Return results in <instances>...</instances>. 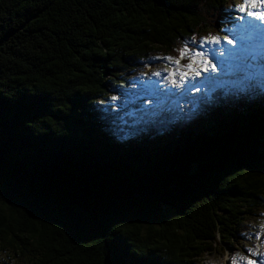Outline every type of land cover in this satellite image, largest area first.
<instances>
[{
	"label": "trees",
	"instance_id": "obj_1",
	"mask_svg": "<svg viewBox=\"0 0 264 264\" xmlns=\"http://www.w3.org/2000/svg\"><path fill=\"white\" fill-rule=\"evenodd\" d=\"M232 1L0 0V264H106L113 219L129 251L201 264L264 217V93L128 106L150 58L227 34ZM40 91L51 131L29 134L8 102Z\"/></svg>",
	"mask_w": 264,
	"mask_h": 264
},
{
	"label": "snow or ice",
	"instance_id": "obj_2",
	"mask_svg": "<svg viewBox=\"0 0 264 264\" xmlns=\"http://www.w3.org/2000/svg\"><path fill=\"white\" fill-rule=\"evenodd\" d=\"M215 23L219 31L227 34L221 36L209 33L199 38L193 34L184 40L181 47L175 49L176 56H156L150 60H164L170 63L171 69L165 79L173 87H179L190 79L200 77L202 73H217L208 77L214 85L225 77L231 78L233 87L224 90L225 96L231 95L240 99L244 96H255L258 92L264 93V0H241L238 5H229L224 10L223 19H217ZM222 41L232 47L225 46L223 49L213 47L219 46ZM152 75L161 74L155 72ZM191 87L193 91L196 90L194 85ZM111 99L115 101L117 97L113 96ZM50 102V96L40 91L8 103L19 127L30 134L33 128L51 131V116L48 115ZM57 119L67 121L68 117L57 116ZM145 119L148 122L152 121V117L148 115ZM133 134L134 130L124 133L125 136ZM99 227L102 229L101 235L110 237L107 241L109 255L106 264H158L157 257L151 250H128L131 245L126 241L131 230L127 226L118 224L113 219ZM237 235L242 236L240 233ZM253 235L259 237L260 234ZM245 251L264 260V252L253 248H246ZM240 259L243 264H258L257 259H250L247 256ZM236 260L237 257L233 256L228 264H236Z\"/></svg>",
	"mask_w": 264,
	"mask_h": 264
},
{
	"label": "rangeland",
	"instance_id": "obj_3",
	"mask_svg": "<svg viewBox=\"0 0 264 264\" xmlns=\"http://www.w3.org/2000/svg\"><path fill=\"white\" fill-rule=\"evenodd\" d=\"M232 4L238 5L240 4V0H234L232 1ZM222 44L223 43L221 42L219 46ZM219 46L213 47L220 48ZM225 46L232 47L230 45H224V47ZM205 50H207V46ZM170 69L171 65L169 62L156 60L153 62V65H151L150 68L144 72L147 75H142L144 73L140 72L135 76H131L130 78H132L134 82V84L131 85V88L133 89L131 92L136 94V98L135 100L129 99L128 106L141 104L140 107L136 105L135 108H145V114H150L156 109H170L174 106L178 107L187 104L195 106L200 93H203L213 99L218 95L221 88L226 90L233 87L230 77L223 78L215 85L210 82L208 79L209 75H217V73H202L200 77L190 79L182 83L179 87H173L170 83H168V80L165 79ZM155 72H160L161 75H152V73ZM136 78L140 82H137ZM192 85L195 86V91L192 90ZM147 94L149 96L152 95L153 99H155L152 102L144 103V101H146L144 96ZM249 222L250 226L241 232L242 239L237 245L230 248L226 244L221 243L223 246L222 252H220L219 248H216L215 251L204 256L203 264H228V261L233 256L237 257L236 264H243L240 257L245 256L250 259H257L258 264H264V260H260L258 257H253L245 251L246 248H253L256 251L264 252V227H262V225H264V217L258 221L250 219ZM255 233H259V237L254 236L253 234Z\"/></svg>",
	"mask_w": 264,
	"mask_h": 264
},
{
	"label": "bare ground",
	"instance_id": "obj_4",
	"mask_svg": "<svg viewBox=\"0 0 264 264\" xmlns=\"http://www.w3.org/2000/svg\"><path fill=\"white\" fill-rule=\"evenodd\" d=\"M190 33V32H189ZM162 50V49H161ZM154 52V51H153ZM172 87V86H171Z\"/></svg>",
	"mask_w": 264,
	"mask_h": 264
}]
</instances>
